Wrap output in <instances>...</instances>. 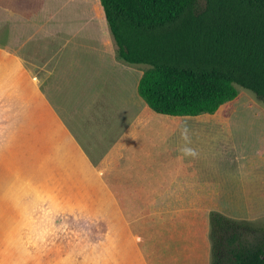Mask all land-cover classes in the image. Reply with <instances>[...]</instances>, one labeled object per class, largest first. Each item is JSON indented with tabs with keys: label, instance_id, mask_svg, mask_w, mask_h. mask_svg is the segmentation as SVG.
<instances>
[{
	"label": "crops",
	"instance_id": "crops-1",
	"mask_svg": "<svg viewBox=\"0 0 264 264\" xmlns=\"http://www.w3.org/2000/svg\"><path fill=\"white\" fill-rule=\"evenodd\" d=\"M26 14L33 21L32 15L40 14V11L30 10ZM37 26L45 31L49 28ZM56 33L50 37L56 36L57 40L45 50L50 61L42 58L38 66L45 70L61 68L65 76L51 79L54 80L51 82L55 86L54 92L49 93L44 88L26 106L27 111L24 109L30 116L26 124L28 130L23 128L28 134L25 141L20 143L17 139L20 128H12L11 147L8 148L5 137L8 139L9 128L1 131L4 141L0 144V264H9L6 245H11L12 251L22 246L20 252H13L10 257L11 261L17 260L14 264H19V260L23 261L22 264H204V255L209 254L206 234L203 238L182 240L180 236L172 237L177 241L176 244L172 242V252L165 253L163 245L158 242L155 243L159 247L146 248L147 240L136 232L134 225L150 213L165 210L150 208L157 205H149L146 198L164 196L168 199L164 207L167 204L168 210L173 211L187 209L181 207L185 203L181 198H186V203L193 205L188 210L226 213L237 210V207L229 208L225 202L228 198L249 196L251 188L245 181H250L248 178L253 175H264V134L261 137L252 135V141L240 143L241 158L231 162L221 160L216 165L209 156L200 158L196 154L186 162L182 159L181 165L177 156L176 160L168 162L164 173L147 175L149 159L145 156L153 146L142 130L107 126L113 117L111 112L122 108L116 101L112 102L114 93L108 90L114 82L126 83L129 92L126 97L135 101L140 111L155 112L138 95L139 72L132 84L126 77L116 79L110 76L111 71L118 73L122 69L110 46L107 45L109 50L100 47L102 51L80 44L73 47L66 37ZM61 39L66 41L65 44L59 45ZM69 53L72 58L64 60ZM83 54L94 55L99 60L80 61ZM20 57L28 61L22 55ZM90 65L94 72L88 67ZM72 78L75 84H69ZM234 101L214 114L198 115L201 116L198 118L201 125H209L213 116H222ZM18 115H23L22 108ZM21 122L19 116H14L11 125L19 126ZM208 129L215 130L216 134L220 132V128ZM31 134L38 140L31 139ZM52 134H57L58 143H52ZM51 155L53 158L48 160ZM67 162L76 169H83V176L94 188L97 198L105 197L106 203L98 200L85 206L36 204L29 197L32 191H24L27 195L19 203L21 184L25 187L29 180L34 183L45 179L47 171L55 165H60L62 172ZM75 173L79 174L77 170ZM62 175L66 177L67 173ZM183 179L186 180L180 182ZM169 186L170 194L162 196ZM34 196H38L37 192ZM84 213L93 216L86 217ZM21 221H24L22 225ZM92 222L103 224V229H98L99 237L95 242L85 243V231L89 232L85 225L89 227Z\"/></svg>",
	"mask_w": 264,
	"mask_h": 264
},
{
	"label": "trees",
	"instance_id": "trees-1",
	"mask_svg": "<svg viewBox=\"0 0 264 264\" xmlns=\"http://www.w3.org/2000/svg\"><path fill=\"white\" fill-rule=\"evenodd\" d=\"M204 1L201 6L199 0H98L116 44L115 59L145 67L137 92L157 113L214 114L237 99V87L264 101V0ZM31 18L50 27L41 13ZM90 40L78 44L110 49ZM173 213L186 214L185 226L193 232L184 236ZM257 222L234 220L218 210L167 209L134 227L148 250L159 247L155 242L164 246L165 239L176 244L175 231L181 240L207 233L210 264H264V228Z\"/></svg>",
	"mask_w": 264,
	"mask_h": 264
},
{
	"label": "rangeland",
	"instance_id": "rangeland-1",
	"mask_svg": "<svg viewBox=\"0 0 264 264\" xmlns=\"http://www.w3.org/2000/svg\"><path fill=\"white\" fill-rule=\"evenodd\" d=\"M204 2V0H199L201 6H203ZM30 10L40 11L42 13L41 16L47 19L50 25L47 31L39 28L35 22L29 19V15L26 12ZM99 14L100 7L98 0H0V144L4 141V138H2L3 132L1 133V131H5L6 128H9L6 134L8 139L5 137L8 148L11 147L12 128H20L19 137L17 138L20 143L26 140L28 134L23 128H27L28 130L26 124L30 116L24 109L27 111L26 106L41 91H44V88L49 93L54 92L55 86L53 84L51 85V82L53 83L54 80L51 79L65 76L61 68L56 67L55 69L49 68L45 70L38 66V63L43 61L42 58L50 61L48 59L49 55L45 50H48L55 43V40H57L56 36L50 37V35L56 32H63L67 36L65 39L73 47L78 44L77 40L79 43L82 40L85 43V40L89 39H91L90 41L102 42L112 48L113 56L115 57V41L109 31L107 22ZM11 35L13 36L12 39ZM6 39L7 42L5 41ZM13 39L15 42H13ZM65 42L61 39L59 45L65 44ZM89 48L101 50L99 46H89ZM20 55L28 61L23 60ZM70 58H72V55L69 53V55L65 56L64 60ZM110 58L112 59L111 55ZM79 59L80 61L90 62L99 60L98 57L94 55L90 56L89 54H83V57H79ZM116 61L121 66L123 73H115L116 71L113 70L110 76L113 75L112 77H116V79L129 78L131 84L137 80L138 72L145 68L144 66H131L117 59ZM92 65L94 66V64ZM88 67L94 72V67L91 65ZM71 83H76L73 78L69 80V84ZM119 84L114 82L108 87V90L114 93L112 102L116 101L122 108L111 112V117H113L109 120L107 126L110 125L113 128H139L142 130L145 138L153 146V148L147 151L145 156L149 159V163H146L147 175H156L155 172H158L157 175L161 172L164 173V170L169 165L168 162H173L177 159V156L181 160V165L183 164L182 159L186 162L196 154L200 158L209 156L210 161L214 164L216 163V165L221 160L231 162L237 158H241L239 150L240 143L252 141V135L256 134L257 137H261L264 134V101L259 99L253 92L242 87H237L239 96L231 104L230 109L223 112L225 115L211 117L210 121L212 122L207 127L201 125L202 121L198 119L201 116H184L175 119L171 116L152 111H150L151 113H144L145 111L138 109L135 101L129 98L127 99L126 96L129 92L126 90V83ZM21 108L23 115H18ZM14 116L21 118L22 122L19 126L11 125ZM209 127L220 128L218 129L220 132L216 134V131L208 129ZM52 137V143H58L59 139L57 138V134H52ZM216 137L217 142L215 140ZM31 139L38 140L34 134H31ZM41 140L43 141V137ZM195 143L197 144L195 145ZM213 144L214 148L217 147L215 150ZM53 156H48V160L50 157L53 158ZM171 157L175 159H171ZM73 166L67 162L66 168H62L61 172L59 170L60 165H55L47 171L48 176L45 179L41 181L37 180L34 183L29 180L25 187L20 183L22 193L19 198V203L27 195L24 191H32L29 197L36 204H73L76 206H85L95 204L98 200L99 203H106L107 199L105 197L97 198L94 188L89 185L90 183L83 176V169L80 167L76 169ZM40 168L43 172L44 168L42 165H40ZM75 170L79 174L75 173ZM63 173H67L66 177L62 175ZM238 177L242 176L238 175ZM248 179L250 181H245V183L250 185L251 194L244 197L236 196L228 198V201L225 203L227 205L229 204V208L230 206L237 207V210L234 209V211H228L227 213L222 211V213L238 221L257 222L261 220L262 222H257L259 224H256L263 229L264 175L261 176L260 173ZM184 180L186 179L180 182ZM170 189V186L169 188L166 187L162 196L170 194ZM36 192L38 196H34ZM161 193L159 192V194ZM49 197L51 198L47 200ZM163 197L148 196L146 199L149 200V205H157L150 208L161 207L167 210L170 207L167 204L164 207V202L168 199ZM160 200L164 201L162 202ZM181 201H185L184 204H181L182 208L188 209L193 207V205L186 203V198H181ZM133 203H135L134 200ZM84 214L86 217L93 216L90 213ZM173 214L176 216H173L172 219H178L176 222L179 226L185 228L183 229L184 236L193 232L194 229H188L185 226V222H189L188 218L185 217L186 214ZM23 223L24 221H21V225ZM85 227L89 231H85V243H93L99 237L97 231L98 229H103V224L96 225V222H92L89 227L86 225ZM175 235L180 236L178 231H175ZM206 237L209 241L208 235ZM247 238L251 239V236H247ZM164 242L165 245L162 247L165 253L168 251L172 252L173 245L168 244L171 241L165 239ZM103 247L107 249L106 246ZM21 249L22 246H19L12 251L11 245H6L9 264L10 262L11 264L17 262V260L11 261L10 257L13 255V252H20L19 250ZM210 260V253L205 254L204 264H210ZM18 262L19 264L23 263L22 260Z\"/></svg>",
	"mask_w": 264,
	"mask_h": 264
}]
</instances>
